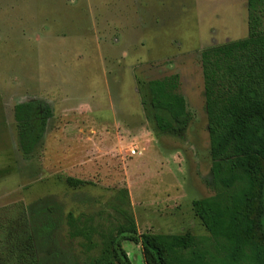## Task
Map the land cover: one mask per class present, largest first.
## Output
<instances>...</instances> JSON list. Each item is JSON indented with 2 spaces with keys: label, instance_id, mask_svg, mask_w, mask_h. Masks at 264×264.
Returning <instances> with one entry per match:
<instances>
[{
  "label": "rangeland",
  "instance_id": "obj_1",
  "mask_svg": "<svg viewBox=\"0 0 264 264\" xmlns=\"http://www.w3.org/2000/svg\"><path fill=\"white\" fill-rule=\"evenodd\" d=\"M247 31L246 0H0V207L22 201L33 223L60 218L50 244L78 264L90 252L68 237L65 214L115 226L120 189L138 233L212 244L192 207L213 193L200 52ZM172 73L190 114L178 133L157 129L147 89ZM34 99L52 116L24 155L13 107ZM121 244L131 264H145L139 244Z\"/></svg>",
  "mask_w": 264,
  "mask_h": 264
},
{
  "label": "trees",
  "instance_id": "obj_2",
  "mask_svg": "<svg viewBox=\"0 0 264 264\" xmlns=\"http://www.w3.org/2000/svg\"><path fill=\"white\" fill-rule=\"evenodd\" d=\"M246 6L247 36L200 52L213 193L193 200L192 207L213 243L190 232L138 233L131 211L121 207L129 204L127 189H120L115 209L123 221L115 226L97 229L89 217L65 214L68 237H82L78 245L90 252L83 264H131L124 239L140 245L145 264H264V0H246ZM179 86L178 73L147 82L159 131L178 133L190 120ZM51 116L40 99L14 105L24 155L41 142ZM36 220L22 201L0 207V264L80 263L50 244L60 218Z\"/></svg>",
  "mask_w": 264,
  "mask_h": 264
},
{
  "label": "crops",
  "instance_id": "obj_3",
  "mask_svg": "<svg viewBox=\"0 0 264 264\" xmlns=\"http://www.w3.org/2000/svg\"><path fill=\"white\" fill-rule=\"evenodd\" d=\"M36 98L44 99L47 102H52V103H55L56 102L55 99H53V98H52L53 100L51 98H48V97H45V98L44 97L43 98L42 97H36Z\"/></svg>",
  "mask_w": 264,
  "mask_h": 264
},
{
  "label": "built area",
  "instance_id": "obj_4",
  "mask_svg": "<svg viewBox=\"0 0 264 264\" xmlns=\"http://www.w3.org/2000/svg\"><path fill=\"white\" fill-rule=\"evenodd\" d=\"M136 152H137V150H136L135 148H131V149H130V154H131V155H135Z\"/></svg>",
  "mask_w": 264,
  "mask_h": 264
}]
</instances>
